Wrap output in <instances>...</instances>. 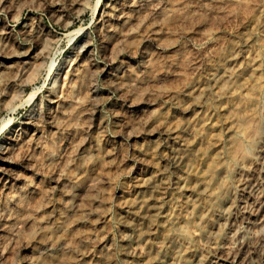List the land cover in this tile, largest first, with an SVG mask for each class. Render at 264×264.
Here are the masks:
<instances>
[{
    "label": "rangeland",
    "instance_id": "obj_1",
    "mask_svg": "<svg viewBox=\"0 0 264 264\" xmlns=\"http://www.w3.org/2000/svg\"><path fill=\"white\" fill-rule=\"evenodd\" d=\"M113 2L0 0V151L16 141L6 160L0 156V264H126L118 196L124 187L134 192L135 176L167 163L161 125L196 114L223 118L212 95L190 102L186 93L244 34L264 56V32L254 25L263 0ZM35 45L44 62L22 66L17 55ZM261 63L248 88L247 106L259 112L248 135L264 133ZM228 132L223 123L203 142L205 154H190L198 171ZM218 161L228 178L199 171L194 196L206 205L204 217H190L179 236L171 224L145 232L135 244L140 260L219 228L213 191L236 179L234 159L227 153ZM260 257L252 264H264Z\"/></svg>",
    "mask_w": 264,
    "mask_h": 264
},
{
    "label": "bare ground",
    "instance_id": "obj_2",
    "mask_svg": "<svg viewBox=\"0 0 264 264\" xmlns=\"http://www.w3.org/2000/svg\"><path fill=\"white\" fill-rule=\"evenodd\" d=\"M121 1L114 0L113 3L120 5ZM260 12V19L254 25L264 32V0ZM251 42V35L244 34L243 43L233 45L220 58V63L212 64L204 77L195 80L186 93L190 102L212 95L215 100L213 108L223 112L222 119L196 114L178 124L165 123L163 118L157 120L159 125L165 123L158 132L162 134L160 145L167 148V163L135 176L134 192L128 196L124 192L127 190L129 193V188L124 187L118 196V204L124 209L120 220L128 228L124 234L127 244L124 250L130 257L126 264H146L149 261L148 264H252V256L256 254L264 263V187L260 186L264 177V133L248 135L247 132L249 120L259 113L247 106L250 99L248 88L259 80L257 72L263 69L261 62L264 56L261 57ZM17 56L24 66L30 61L36 64L44 62L46 53L35 45ZM5 64L8 67L9 64ZM54 66L52 61L49 68ZM55 83L52 89L56 87ZM181 106L187 107L184 103ZM223 123L229 130L223 149L215 152L211 164L199 170L211 178L216 174L228 178L229 174H221L218 160L227 153L234 159L236 181H221L213 191L212 210L217 216L219 228L212 230L202 241L185 240V248H180V243L175 242L171 245V253L160 249L154 258L140 260L135 244L145 232L154 233L158 228L171 224L170 229L179 236L183 223L190 217H204L203 207L206 205L202 207L194 196L200 173L190 154H205L203 142ZM15 142L1 149L2 159L10 156ZM67 206L72 209L74 205L70 202ZM236 213H243L240 221H236ZM83 219L81 216L80 220ZM44 231L48 232L45 228ZM99 253L108 257L103 247L99 248Z\"/></svg>",
    "mask_w": 264,
    "mask_h": 264
}]
</instances>
